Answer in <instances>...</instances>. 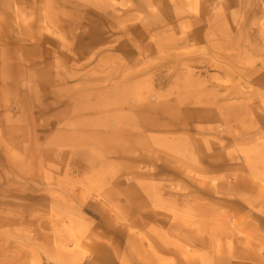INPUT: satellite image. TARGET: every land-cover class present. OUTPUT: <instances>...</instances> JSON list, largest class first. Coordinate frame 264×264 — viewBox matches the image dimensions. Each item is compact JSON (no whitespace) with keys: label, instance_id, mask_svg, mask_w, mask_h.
I'll return each mask as SVG.
<instances>
[{"label":"rangeland","instance_id":"374dc122","mask_svg":"<svg viewBox=\"0 0 264 264\" xmlns=\"http://www.w3.org/2000/svg\"><path fill=\"white\" fill-rule=\"evenodd\" d=\"M0 264H264V0H0Z\"/></svg>","mask_w":264,"mask_h":264},{"label":"bare ground","instance_id":"6f19581e","mask_svg":"<svg viewBox=\"0 0 264 264\" xmlns=\"http://www.w3.org/2000/svg\"><path fill=\"white\" fill-rule=\"evenodd\" d=\"M128 97H129V96H128ZM128 97H127V98H128ZM119 99H121V98H119ZM119 99H118V100H119ZM121 100H122V99H121ZM124 101H125V100H124ZM119 102H121V101H119ZM121 103H122V102H121ZM121 103H120V104H121ZM120 106H121V105H120ZM115 107H116V106H115ZM115 107H114V108H115ZM98 118H99V117H98ZM76 122H77V121H76ZM80 122H81V121H80ZM77 123H78V122H77ZM81 123H82V122H81ZM79 124H80V123H79ZM77 126H78V125H77ZM78 127H79V126H78ZM80 127H82V126H80ZM86 128H87V127H86ZM81 129H82V128H81ZM85 130H86V129H85ZM70 133H71V132H70ZM74 137H75V136H73V138H74ZM73 138H72V139H73ZM78 138L80 139V137H78ZM68 139H69V138H68ZM68 139L66 138V139H64V140H62V141H59V143H67V144H68V143H69V140H68ZM71 141H74V140H71ZM79 142H80V141H79ZM84 148H85V147H84ZM112 151H113V150H112ZM113 154L115 155V153H113Z\"/></svg>","mask_w":264,"mask_h":264}]
</instances>
